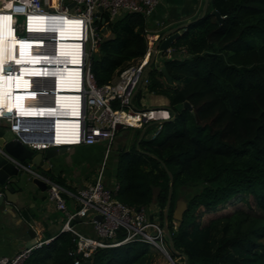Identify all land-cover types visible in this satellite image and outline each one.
Instances as JSON below:
<instances>
[{
    "label": "trees",
    "instance_id": "obj_1",
    "mask_svg": "<svg viewBox=\"0 0 264 264\" xmlns=\"http://www.w3.org/2000/svg\"><path fill=\"white\" fill-rule=\"evenodd\" d=\"M146 25L136 13L109 22L111 37L90 59L98 85L145 54ZM181 31L172 45L184 46L188 56L161 62L171 81L154 63L148 73V88L177 105L176 116L162 136L137 146L138 132L118 150L115 197L147 208L154 201L162 225L170 172L167 229L176 264H184L182 253L186 264H264V0H209L205 15ZM186 101L194 113L182 107ZM180 196L187 208L176 226ZM74 249L73 235L61 232L24 264H74ZM150 256V245L132 242L97 249L89 260L153 264Z\"/></svg>",
    "mask_w": 264,
    "mask_h": 264
},
{
    "label": "built area",
    "instance_id": "obj_2",
    "mask_svg": "<svg viewBox=\"0 0 264 264\" xmlns=\"http://www.w3.org/2000/svg\"><path fill=\"white\" fill-rule=\"evenodd\" d=\"M71 4L72 6H70ZM158 4L159 0H0V15L10 17L9 24L16 37L28 44H30L29 42L32 44L46 43V45L37 47L38 49H35L34 52L41 53V57L50 56V64L47 61L39 64V67L44 68V70H39L43 71L40 74L43 75L42 77L29 76L27 89L32 91L35 96L26 98L30 99L27 103L53 111L57 107L54 101L55 96L62 98L63 101H68L69 96L74 95L78 101V109L74 115L57 113L44 115L43 118L42 116L27 117V114L15 112V110L8 113L2 110L0 124L7 127V130L23 144L31 146L34 150L106 143L104 159L98 175L95 176L93 182L79 188L75 193L64 189L51 178L31 171L28 165L14 160L18 166L46 184L48 198L54 202L57 210L63 213L65 219L59 233L70 232L73 235L75 249L69 251V254L78 255L74 259V264L89 260L97 249L116 247L132 242H145L165 255L169 253L163 226L160 219H155L150 214L151 208H147L145 205H129L120 201L115 197L118 189L117 182L108 187L105 185L103 177L105 160L119 131L118 125L120 129H145L144 135L154 125L152 136L147 139L152 140L160 135L164 124L176 116L171 107L144 109L134 107L135 89L148 88L150 83L149 62L158 35H152L145 28L147 38L145 54L132 59L122 71L102 85L96 83L90 62L91 56L98 51L101 42L112 35L108 28L109 22L126 13L140 14L147 22ZM34 17H36L35 19L40 17L43 18L42 20H50V22L47 21L50 23L48 26H54L47 28L50 33L41 34L42 32L34 31V28L30 27ZM102 19L104 22H101ZM70 24H75L80 35L79 38L77 37V43L75 42L80 46L75 50L76 56H74L79 62L77 66H73L76 67L77 73L79 72V74L76 73L78 77H76L75 83L78 90L67 88L71 84V80L68 77L63 79L65 72L72 65L70 62L72 59L69 58L72 57L70 56L72 53L62 52L59 41L64 40L57 39L55 36V30ZM43 53H47V55ZM158 53L162 60L188 56L184 46L170 45L165 50H157L155 57ZM17 63L8 66L11 68L10 70H5L7 66H3L4 74H10L11 77L14 74L17 75L19 73L17 65L19 63L24 65L27 62ZM160 67L161 63L158 65V68ZM46 68H50V70ZM58 78L63 81L60 82V85H63L60 88L57 87L59 86ZM52 118L55 121L64 118L65 121L74 122L75 126L67 127L73 129L70 134L74 136L70 137H75V139H56V126H54L55 122H51ZM39 122H44L46 128H41L44 126L35 127ZM36 138L47 139H42L45 143L40 145L36 143ZM63 194L72 196L76 200L78 207L75 210H70L66 206ZM152 210L157 212L155 208ZM97 215L101 216L100 220L96 219ZM79 218H83L78 221L79 223H86L92 227V235L75 227V221ZM50 240L36 241L34 245L23 248L12 256H0V264H24L33 250Z\"/></svg>",
    "mask_w": 264,
    "mask_h": 264
},
{
    "label": "crops",
    "instance_id": "obj_3",
    "mask_svg": "<svg viewBox=\"0 0 264 264\" xmlns=\"http://www.w3.org/2000/svg\"><path fill=\"white\" fill-rule=\"evenodd\" d=\"M204 2L205 0H159L154 13L146 22V28L152 35L160 36L174 27L194 21L200 18ZM0 128L2 129L1 124ZM7 129L6 127L4 130L8 131ZM116 137L114 141L116 144L114 147L115 166L118 150L125 148L127 142L125 135L119 134ZM105 148L106 143L102 142L65 147L63 152L45 160L49 169L44 176L51 178L69 192L75 193L80 186L83 187L93 182L94 171L90 173L88 169L102 164ZM40 168L38 167L36 173L41 174ZM26 175L29 177L27 184L15 182L11 185L13 191L4 189V187L0 190L3 196L0 202V256H12L25 248V236L29 229L35 230L36 241L56 237L65 219L63 213L57 210L54 202L48 198L47 186L46 188L39 187L32 182L31 178L34 177L32 174L26 173ZM109 176L104 178V183L111 187L114 182L111 174ZM63 197L70 210L78 207L72 196L63 194ZM77 223L79 222L75 221V227L80 231L93 234L90 225L81 222L76 225Z\"/></svg>",
    "mask_w": 264,
    "mask_h": 264
},
{
    "label": "bare ground",
    "instance_id": "obj_4",
    "mask_svg": "<svg viewBox=\"0 0 264 264\" xmlns=\"http://www.w3.org/2000/svg\"><path fill=\"white\" fill-rule=\"evenodd\" d=\"M9 16H2L0 15V112L4 110L6 113L15 110V112H21L22 114H27V117H36L39 116L42 118L44 115H52V114H67V115H74L77 112L78 109V101L77 98L73 96H69L68 101L61 100L62 98H59L58 96L54 97L55 104L57 107L52 111L51 109H43L39 106L28 104L27 101H30V99L26 98H34L35 94L30 91L28 88L29 86V76L34 77H42L43 75H40L44 70V68L39 67V64H42L41 62L47 61L50 64V56L48 57H41V53L34 52L35 49H38L37 47L41 45H46V43L43 42H36L32 44L25 43L24 41H21L20 38H17L15 35L14 30L10 27L9 19H7ZM33 18L31 23V28H34V31L42 32L43 33H50V30L47 28H53L54 26H48L50 25V20H42L43 18L38 17ZM46 21V22H45ZM70 24L69 26L59 27L60 29L55 30V36L57 39L64 40L59 41L62 52L65 53H72L69 57L70 62H72L71 67L67 69L68 71L65 72L63 79L67 78L71 80V84L69 85L70 89L78 90V86L76 83V75L77 69L76 67L78 65V60L74 56L76 53L77 47L80 45L75 44L76 40H78L79 30H77V27L74 26L75 24ZM78 37V38H77ZM21 41V42H19ZM27 41H34V40H27ZM77 43V42H76ZM16 45V46H15ZM34 46V47H33ZM16 48V49H15ZM20 54V55H19ZM46 54L47 53H43ZM48 58V59H46ZM26 61L27 63H24V65H17V68H19V73L14 74L13 77L10 76V74H4L3 66H12L14 64H18L17 62ZM47 70H50V68H46ZM45 72V71H44ZM27 74V75H26ZM79 74V72L77 73ZM26 75V76H25ZM61 75V74H57ZM62 79V78H61ZM59 86L58 88L62 87L63 85H60V82H63L58 78ZM65 88V87H64ZM28 90V91H25ZM58 108V109H57ZM9 109H11L9 111ZM55 111V112H54ZM58 111V112H56ZM49 118V117H48ZM53 122H55L54 126H56V136L58 140H64V139H75V137L72 133L73 129L69 128L67 126H75L74 122L71 121H65L64 118L55 121L54 118H52ZM36 126H44V122H39ZM46 128V126L41 127ZM37 144H43L47 138H36ZM43 139V140H42Z\"/></svg>",
    "mask_w": 264,
    "mask_h": 264
},
{
    "label": "water",
    "instance_id": "obj_5",
    "mask_svg": "<svg viewBox=\"0 0 264 264\" xmlns=\"http://www.w3.org/2000/svg\"><path fill=\"white\" fill-rule=\"evenodd\" d=\"M208 2L209 0H205L202 14L200 15V18L203 17L207 11L208 8ZM72 6V4L70 5ZM212 14L215 16L217 20L220 22L223 21V18L221 17L220 13L217 10H213ZM98 15V14H97ZM195 21V20H194ZM101 22H104V19L101 20ZM192 22V21H191ZM191 22H186L184 24H181L177 27H174L168 31H165L162 33L158 38L156 39L153 47V51L151 52V58H150V64L149 66L154 62L155 54L157 50H165L170 45L173 44V42L179 38L181 33L179 31L185 29L187 25H189ZM10 70L11 68L7 67L5 70ZM160 71L165 76V78L168 81H171L170 75L166 70L165 66L160 67ZM138 89H135L134 94H136ZM183 108L188 109L192 113V106L189 102H184L182 105ZM45 121V120H44ZM53 122V120H51ZM117 129L120 130V126H117ZM145 129H142L139 135V138L137 140V146L139 145L142 136L144 135ZM65 150V147H49L47 149H41V150H34L31 148V146H27L23 144L17 137L14 136L13 133L10 131H6L3 128H0V190L2 187L4 189H8L9 191H13L12 184L15 182H20L21 184H27L29 181V177L26 175V173H29L28 171H25L20 166L16 164V161L24 163L25 165L29 166V169L31 171L36 172L38 170V167H41L42 170L40 173L41 175H46V171L49 169L48 164L45 162V160H49L50 158L56 156L60 152H63ZM168 175L170 177V186L168 189L167 199L165 208L163 211V219H162V225L164 229V233L166 236V239L168 241L169 249L173 252H176L173 246L172 237L167 229V216L170 209L171 204V194H172V175L170 172H168ZM32 182L36 185H38L41 188H46V184L39 178L33 177L31 178ZM3 200V196L0 192V202ZM150 208H154V201L151 202ZM187 208V202L184 200L183 197H180L177 199L175 204V209L173 212V218L176 221V226H178L182 220L183 213ZM83 218H79L77 221H81ZM96 219L100 220L101 216L97 215ZM26 245L25 248L30 247L36 243V232L34 229H29L26 234ZM167 258L169 260V264H176V262L172 259L170 253H168ZM181 257H184V264H186L187 261V255L182 253ZM80 264H92L91 261L86 260Z\"/></svg>",
    "mask_w": 264,
    "mask_h": 264
},
{
    "label": "rangeland",
    "instance_id": "obj_6",
    "mask_svg": "<svg viewBox=\"0 0 264 264\" xmlns=\"http://www.w3.org/2000/svg\"><path fill=\"white\" fill-rule=\"evenodd\" d=\"M161 62H162V57L158 53L155 57L154 67H157ZM139 91H140L141 97L136 96L134 98V107L137 109H144V108H151V107H173L176 110L178 109L177 105L169 106L170 104H169L168 98L164 95L159 94L156 91H150L149 88H145V87H141V89ZM2 128L6 129V127H4V126H2ZM153 131H154V125H152L150 127L149 131H147L146 135L142 136L141 139L143 141H146L147 139L151 138ZM138 132L140 133L141 130H138L135 128L120 129L117 132V136L119 134L126 136L127 142H126L125 148H128L131 145V143L134 141ZM162 135L163 134L161 133L160 136H162ZM102 143H105V142H102ZM115 145L116 144L114 142L112 149L110 148V153L108 154L109 158L108 159L106 158V160H105L106 164L104 166V175H103V177L106 178L107 176H109L111 174V177L113 178V182L116 181V178H115L116 166L114 164V158H115V148L114 147H115ZM99 168H100V166H94V167H92V169H88V172L92 173L94 171L93 176H92L94 178L95 176L98 175ZM63 184L66 185L65 183H63ZM80 188H81V186H80ZM180 197H183V196H180ZM150 214H152L153 217H155V219L156 218L159 219L158 213L155 210L150 209ZM78 224L79 223H77L76 225H78ZM175 225H176V221H175ZM150 255H151L150 260L152 261L153 264H169V260H168L167 256L154 247H150ZM175 261L181 262L179 257H177V259Z\"/></svg>",
    "mask_w": 264,
    "mask_h": 264
},
{
    "label": "snow or ice",
    "instance_id": "obj_7",
    "mask_svg": "<svg viewBox=\"0 0 264 264\" xmlns=\"http://www.w3.org/2000/svg\"><path fill=\"white\" fill-rule=\"evenodd\" d=\"M7 19H10V17H7ZM11 109H9V111H10Z\"/></svg>",
    "mask_w": 264,
    "mask_h": 264
}]
</instances>
